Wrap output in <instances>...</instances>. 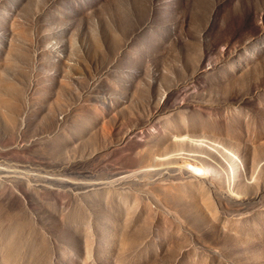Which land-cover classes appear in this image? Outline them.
<instances>
[{
    "label": "rangeland",
    "instance_id": "obj_1",
    "mask_svg": "<svg viewBox=\"0 0 264 264\" xmlns=\"http://www.w3.org/2000/svg\"><path fill=\"white\" fill-rule=\"evenodd\" d=\"M0 264H264V0H0Z\"/></svg>",
    "mask_w": 264,
    "mask_h": 264
},
{
    "label": "bare ground",
    "instance_id": "obj_2",
    "mask_svg": "<svg viewBox=\"0 0 264 264\" xmlns=\"http://www.w3.org/2000/svg\"><path fill=\"white\" fill-rule=\"evenodd\" d=\"M195 169V171H203V169H201V168H194Z\"/></svg>",
    "mask_w": 264,
    "mask_h": 264
}]
</instances>
